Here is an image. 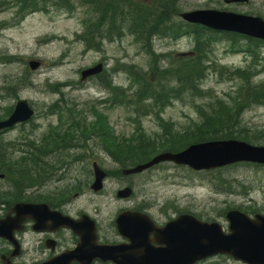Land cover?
<instances>
[{
  "label": "rangeland",
  "instance_id": "1",
  "mask_svg": "<svg viewBox=\"0 0 264 264\" xmlns=\"http://www.w3.org/2000/svg\"><path fill=\"white\" fill-rule=\"evenodd\" d=\"M105 1L109 9L111 1L115 7L113 16L108 18L100 15L93 17V10L86 0H46L44 10L28 12L20 10L13 0H0V93L6 95L0 98V119L8 114L10 105L18 97L27 99L37 112L32 124L0 133V141L8 142L10 146L6 145L7 151L10 149L13 157H18V148L13 145L23 138V128H32L30 137L34 144L37 147L40 145L41 150L50 151L44 152L39 158L40 165L44 166V171H40L43 176H38L33 187H27L26 191L40 193V199H45L46 193L61 195L70 201L69 207L73 212L84 211L100 221L110 220L117 210L138 203L160 220L172 212H190L202 220L216 221L223 227H226L223 212L227 208L241 205L250 209L247 206L252 205L264 212V166L241 164L216 173L217 170L193 171L171 162H162L137 174L122 175L118 159L112 156L119 144L118 140L128 141L137 130L148 138L155 137L160 132L159 120L152 115L142 114V102L134 108L125 100L122 101L118 94L109 95L104 86V83L109 82L124 89L129 87V71L122 69V65H133L137 70H144L151 56L164 57L161 53H165V56L177 57L192 47L189 36L171 37L163 32V28H158L152 30L155 33L151 42L154 52L149 53L150 56L134 38L137 34L126 30V21L132 24L136 21H154L139 29L145 30L144 35L151 36L146 30L152 29L153 25L184 23L178 14L192 9L215 8L258 15L264 19V0ZM130 3L133 8L129 7ZM139 6L144 11L143 16L137 13L141 12ZM155 8L163 12V18L152 16ZM99 21H115L122 36L113 35V40L108 41L106 37L111 33L110 28ZM95 25H99L97 30L94 29ZM92 30H95L91 35L93 40L104 37L98 49L87 48L82 41ZM77 33H80L78 37L81 39H76ZM163 36L167 38L162 39ZM209 48L212 50L210 57L229 71L255 64L243 53L229 52L225 42L213 43ZM260 50L264 56V46ZM30 60L40 62L37 69H29L27 62ZM99 61L104 64V79H101L103 76H93L81 82L80 70ZM162 62L161 66L166 63L165 58ZM259 68L258 65L253 68L256 71L251 78L253 84L264 82V71ZM205 73L207 78L202 84L204 96L219 98L227 103L236 102L231 96L241 84L239 78L230 79L227 74H217L211 68ZM57 83H61L59 91L52 89ZM107 95V102L99 100ZM59 97H62L60 101ZM203 98L205 103L211 100L209 97ZM51 103L57 105L56 115L45 117L43 110ZM202 103L204 101L201 98L182 96L169 104L161 112V117L175 129L189 130L192 127L188 124L197 120L194 104L203 106ZM96 113L102 119L99 126L93 124ZM239 124L255 133L249 137L252 144L264 145L261 139L264 135V103L245 108ZM99 127L103 133L97 131ZM60 132L68 136L67 139L71 136L75 138L69 142L61 141L54 148H43L41 143L49 145L63 139L58 134ZM93 160L106 173L103 187L96 194L87 189L92 183L88 168ZM219 177L230 180V186L220 185ZM124 183L133 185V197L119 200L114 190ZM10 189L8 178L1 179L2 195L7 196L5 192ZM0 206L3 209L5 207L2 202ZM29 241L33 243L34 240L29 238Z\"/></svg>",
  "mask_w": 264,
  "mask_h": 264
},
{
  "label": "water",
  "instance_id": "2",
  "mask_svg": "<svg viewBox=\"0 0 264 264\" xmlns=\"http://www.w3.org/2000/svg\"><path fill=\"white\" fill-rule=\"evenodd\" d=\"M246 1V0H232ZM181 18L188 22L199 23L217 31H232L264 40V20L258 16L234 13L216 9H197L185 11ZM31 69L37 61H29ZM102 69L101 63L81 71V78L96 74ZM32 108L24 99H18L9 116L0 120V131L13 124L29 119ZM160 161H172L185 164L192 169H210L236 161H250L264 164V145H252L235 139L213 140L194 143L178 152H161L147 162L123 169V174L136 173ZM92 190H99L105 171L96 162L92 163ZM3 175L0 173V178ZM128 189L119 190L118 196H127ZM13 215L0 218V237L13 245L10 256H1L2 264H12L10 257L18 254V243L14 231L20 229V223L30 218L35 221L36 229L42 228L48 218L54 226H66L79 236L74 248L61 253L47 261L33 264H67L72 259L87 262L92 258L111 260L114 264H194L199 260L216 255L226 254L246 264H264V215L255 214L248 217L239 210H229L225 217L228 231L225 232L215 221L206 222L191 214H180L163 226L156 227L150 218L134 211H122L115 224L118 232L129 240L128 244L98 245L92 242L93 225L86 217L73 220L68 216H59L50 211L42 202H17L13 204ZM50 213V214H49ZM53 227V228H55ZM153 233L156 243L161 246H150L147 235ZM24 264V263H22Z\"/></svg>",
  "mask_w": 264,
  "mask_h": 264
},
{
  "label": "trees",
  "instance_id": "3",
  "mask_svg": "<svg viewBox=\"0 0 264 264\" xmlns=\"http://www.w3.org/2000/svg\"><path fill=\"white\" fill-rule=\"evenodd\" d=\"M45 1L13 0L20 10L24 12H28L29 10H44ZM86 1L93 10V17H98L99 15L105 16L106 1ZM129 7L133 8L131 3ZM138 8L141 11L137 12L138 15L143 16L144 11H142L140 6ZM152 16L154 18H163V12L155 8L153 9ZM143 25L142 21H136L134 24L126 21L125 26L128 32L139 34L140 38H145V30L139 31ZM161 25L150 26L152 29H147V34L152 36L154 35V31L152 30L163 28V32L170 34L171 37L189 36L192 47L190 53L177 57H155L148 53L151 57H149L147 69L144 70H137L133 65H122V69L129 71L130 85L125 89L122 87L111 88L121 97L122 101L125 100L134 108H137L140 102L146 100L143 103L144 112L142 114H151L156 117L159 120L160 132L155 137L151 136L148 138L144 133L137 130L135 136H132L125 143L121 142L116 147L117 149L115 148V153L112 154L113 157L118 159L119 168L144 162L158 151H176L194 142L227 138L242 139L250 142L249 137L252 136L251 133L253 132L247 127L240 126V116L249 105L264 103V82L253 84L251 81L256 72L253 68L258 65L260 67L259 70L264 71V56L260 50L264 46L263 41L232 32L213 31L198 24L168 22ZM97 27L98 25H95L94 29L97 30ZM164 28L166 31H164ZM148 40V36L146 39H143L144 43L142 45L144 49L147 47ZM217 42H225L229 47V52L243 53L246 57H250L255 64H249L245 68H236L233 71H229L224 66L218 65V62L210 57L212 50L209 48L211 44ZM88 44L91 43L88 42ZM164 58L166 63L161 66L160 64L163 63L162 59ZM209 68L214 69L218 72L217 74H227L230 79L239 78L241 80L237 92L231 96V99H236L235 103H227L219 98L204 96L202 84L207 78L205 72ZM134 85L135 87H133ZM60 86L61 83L54 84L52 89L59 91ZM182 96L186 98L197 97L204 101L202 103L204 104L203 106L194 104L197 120L188 124L190 125L189 127H192L189 130H185L186 128L183 130L175 129L169 121H164L161 117V112L169 104V100L171 98L173 100L181 99ZM203 97H209L211 100L205 103ZM132 103L136 104L133 105ZM262 132L264 134V130ZM30 133L31 130L23 132V138L21 141L16 142L17 145L10 143L18 148V157H13V152L10 149L7 151L6 145L10 146L8 142L0 141V172L4 173L5 177L8 178L11 188V191L5 192L7 196L2 195V192H0V203L2 202L6 207L19 200L40 199L39 193L26 191L27 187H33L38 176H43V173L40 171H44V166L40 165L41 159H39L40 155L44 153L41 149H37L36 144H34L33 139L30 137ZM261 139L264 142V135ZM33 148L36 149L33 150ZM241 164L259 167V165L249 163H237L229 167ZM219 170L221 171V169H217L216 173H220ZM219 184L229 187L230 180L219 177ZM239 208L241 207L239 206ZM251 208L253 211H259V209L253 206Z\"/></svg>",
  "mask_w": 264,
  "mask_h": 264
},
{
  "label": "flooded vegetation",
  "instance_id": "4",
  "mask_svg": "<svg viewBox=\"0 0 264 264\" xmlns=\"http://www.w3.org/2000/svg\"><path fill=\"white\" fill-rule=\"evenodd\" d=\"M106 24H110L112 21H99ZM95 125L99 126L100 122L99 119L95 118L94 123ZM17 127V126H16ZM15 127V128H16ZM13 128V129H15ZM12 129V130H13ZM101 128L99 127L98 130ZM97 130V128H96ZM131 190H133V185L128 183L127 184ZM43 193H41L42 195ZM45 199H38L41 202H45L50 211H55L59 216H69L73 219H79L83 215H86L88 213H85L84 211H77L73 212L70 207L67 199L62 198L61 195H44ZM138 201H136L137 203ZM129 210L139 211L142 213H145L149 215L152 219V221L157 225H163L166 221H168L170 218L175 217L178 212H172L171 215L163 217V219H157L153 214L150 213L147 209L144 208H137L136 205H132V207L129 208ZM117 212L112 216L110 220L104 221L103 219L100 221L97 217L90 215V218L92 219L91 223L93 222V233H94V239L92 242L98 245H120V244H128V240L126 237L122 236L115 227V218ZM10 213V210L7 209L3 215ZM50 214V213H49ZM88 220V219H87ZM52 225V222L48 218L47 220H44L41 227L42 229L34 230L33 224L34 221L31 219H25V221L22 224V228L20 231H17L15 233V237L19 244L18 249V256L13 258V262L18 263H27V264H33V263H40L47 261L50 258H53L55 256L60 255L63 252H66L76 246V244L79 241V236L75 234L71 229L64 227V226H57L55 227ZM56 224V223H55ZM55 227V228H53ZM50 228V229H49ZM29 238L33 239V243L29 241ZM155 238V235L153 233H149L147 235V240L149 241L150 246H160L158 243H156L153 239ZM5 248L3 249V253L5 255H9L11 253V246L9 243L4 240ZM67 264H114L111 260H105L101 258H92L88 260L87 262H81L78 259H72ZM199 264H242L237 261H233L230 258L219 255L216 256L210 260L203 261Z\"/></svg>",
  "mask_w": 264,
  "mask_h": 264
}]
</instances>
